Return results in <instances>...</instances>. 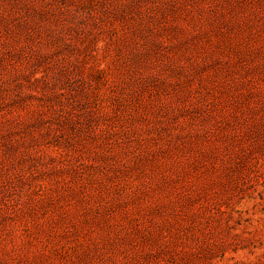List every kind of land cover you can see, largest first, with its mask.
<instances>
[{"label":"rangeland","instance_id":"rangeland-1","mask_svg":"<svg viewBox=\"0 0 264 264\" xmlns=\"http://www.w3.org/2000/svg\"><path fill=\"white\" fill-rule=\"evenodd\" d=\"M0 264H264V0H0Z\"/></svg>","mask_w":264,"mask_h":264}]
</instances>
